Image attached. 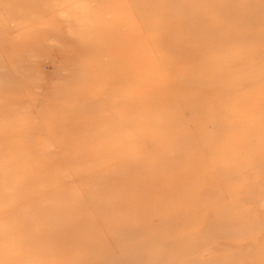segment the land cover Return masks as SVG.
I'll use <instances>...</instances> for the list:
<instances>
[{
  "label": "rangeland",
  "instance_id": "rangeland-1",
  "mask_svg": "<svg viewBox=\"0 0 264 264\" xmlns=\"http://www.w3.org/2000/svg\"><path fill=\"white\" fill-rule=\"evenodd\" d=\"M0 264H264V0H0Z\"/></svg>",
  "mask_w": 264,
  "mask_h": 264
}]
</instances>
